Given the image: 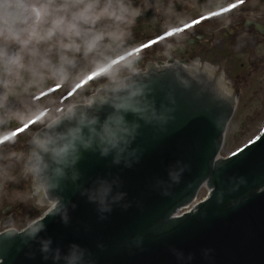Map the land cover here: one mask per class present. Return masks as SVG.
I'll return each mask as SVG.
<instances>
[{"label":"clouds","instance_id":"clouds-1","mask_svg":"<svg viewBox=\"0 0 264 264\" xmlns=\"http://www.w3.org/2000/svg\"><path fill=\"white\" fill-rule=\"evenodd\" d=\"M149 8L165 31L189 19L175 0H0V187L24 181L21 202L46 207L53 201L46 215L59 216L63 224L68 205L53 194L62 181L94 206L99 220L114 206L128 207L118 175L97 176L84 187L77 183L81 174L75 166L83 152H91L130 168L139 160L141 150L133 143L141 124L162 128L171 118L174 100L166 96L157 105L145 79L148 66L142 67L135 52L129 54L132 27ZM177 43L163 42L156 55L171 58ZM53 86L69 98L52 94ZM105 107L110 110L101 118ZM33 121L36 127L18 145L14 129ZM183 167L177 161L169 168L170 183L179 182ZM43 227L33 220L21 229L26 241L38 243L42 260L92 264L79 244L69 243L62 252L50 238H40ZM175 255L183 259L182 253Z\"/></svg>","mask_w":264,"mask_h":264},{"label":"water","instance_id":"water-1","mask_svg":"<svg viewBox=\"0 0 264 264\" xmlns=\"http://www.w3.org/2000/svg\"><path fill=\"white\" fill-rule=\"evenodd\" d=\"M177 67L147 72L157 105L166 96L174 103L162 128L141 124L133 143L141 150L138 162L124 168L111 165L110 158L83 152L75 166L81 174L77 183L84 187L97 176L118 175L120 190L127 194L122 203L128 207L114 206L99 220L94 206L71 182L62 181L53 194L68 205V223L46 215L47 210L36 219L44 226L40 238H50L62 252L69 243H77L87 250L92 264H264V132L238 152L217 158L232 100L211 78ZM224 79L234 81L225 74ZM109 110L102 109L101 118ZM239 111L240 98L220 156H225ZM177 161L183 172L178 183H170L167 173ZM240 178L243 183H238ZM204 182L209 195L194 210L174 216ZM0 264L51 260H42L38 243L26 241L21 230H6L0 233Z\"/></svg>","mask_w":264,"mask_h":264},{"label":"flooded vegetation","instance_id":"flooded-vegetation-1","mask_svg":"<svg viewBox=\"0 0 264 264\" xmlns=\"http://www.w3.org/2000/svg\"><path fill=\"white\" fill-rule=\"evenodd\" d=\"M175 3L177 10L185 14L189 9L201 10L187 14V22L165 31L160 21L153 19L155 12L147 9L132 27L134 47L129 49V54L135 52L141 56L142 67L157 68L170 61L189 64L196 60L199 65L192 67L194 73L213 71L215 75L223 72L227 77L233 76L234 81L227 82L238 104V82L264 66V0H175ZM255 23L261 24L262 30ZM163 42H178L169 59L156 55ZM53 93L62 94L64 90L56 87ZM17 129L15 142L22 145L29 128L22 125Z\"/></svg>","mask_w":264,"mask_h":264},{"label":"rangeland","instance_id":"rangeland-1","mask_svg":"<svg viewBox=\"0 0 264 264\" xmlns=\"http://www.w3.org/2000/svg\"><path fill=\"white\" fill-rule=\"evenodd\" d=\"M214 3L215 1L204 8ZM200 10L201 8L189 9L187 14L193 15ZM241 81L239 82L240 111L227 144L225 156L251 141L264 125V66L254 70L248 78ZM25 191L24 181L0 187V230L4 229L6 224L7 227L19 230L50 207L49 204L46 207L40 204L33 206L32 201L27 199L21 202L20 197ZM205 195L206 189L202 188L199 199ZM9 218L12 220L11 224L8 223Z\"/></svg>","mask_w":264,"mask_h":264},{"label":"snow or ice","instance_id":"snow-or-ice-1","mask_svg":"<svg viewBox=\"0 0 264 264\" xmlns=\"http://www.w3.org/2000/svg\"><path fill=\"white\" fill-rule=\"evenodd\" d=\"M177 31H179V29H177Z\"/></svg>","mask_w":264,"mask_h":264}]
</instances>
